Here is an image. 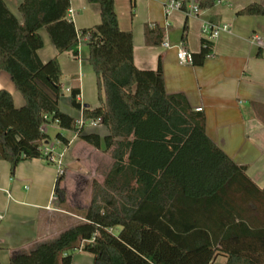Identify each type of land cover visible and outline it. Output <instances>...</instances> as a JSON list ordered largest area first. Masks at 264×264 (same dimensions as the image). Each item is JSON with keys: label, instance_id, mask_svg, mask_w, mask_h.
I'll return each mask as SVG.
<instances>
[{"label": "trees", "instance_id": "obj_1", "mask_svg": "<svg viewBox=\"0 0 264 264\" xmlns=\"http://www.w3.org/2000/svg\"><path fill=\"white\" fill-rule=\"evenodd\" d=\"M216 0H199L209 9ZM98 6L100 22L76 31L67 18L69 0H23L16 18L0 0V72L8 74L24 104L15 107L10 93L0 90V161L10 166L34 159L48 161L42 144L44 125L76 130L75 119L61 112L62 72L57 58L42 62L43 29L58 54L83 59L96 80L100 106L81 107L79 89L69 90L70 106L84 121L101 119L107 134H81V141L108 152L111 167L102 182L93 181L83 219L49 243L9 259V264H72L75 251L93 264H264V188L234 163L205 133V118L193 111L182 94H167L158 62L155 70L133 63L132 34L118 26L114 0H87ZM187 0H183V7ZM238 16H263L252 3ZM185 32L182 42L185 40ZM147 45H159L163 32L144 27ZM201 41L191 64L201 66L212 54ZM264 124V107L255 108ZM55 138L67 141L57 133ZM50 163V162H49ZM56 177L53 196L66 203Z\"/></svg>", "mask_w": 264, "mask_h": 264}, {"label": "crops", "instance_id": "obj_2", "mask_svg": "<svg viewBox=\"0 0 264 264\" xmlns=\"http://www.w3.org/2000/svg\"><path fill=\"white\" fill-rule=\"evenodd\" d=\"M10 12L20 19L18 6L23 0H3ZM166 0H114L118 26L132 34L133 63L139 70H155L158 62L162 70L164 89L167 94H182L190 108L205 118V133L234 163L246 167V174L259 188H264V124L256 118L255 108L264 107V17L238 16V11L255 3L264 7V0H226L209 9H200L198 16H186L183 11H174L165 16ZM67 18L76 31L90 28L100 22L98 6L87 0H69ZM204 23L214 26L226 25L212 41L200 33ZM157 27L163 32L159 45H147L144 27ZM185 32V40L182 37ZM39 35L43 46L38 50L42 62L57 58L61 72L62 94L58 107L61 112L76 120L79 111L70 106L69 90L79 89L77 97L81 107L95 109L100 106L96 80L89 65L84 61L88 48L82 40L79 58L69 53L58 54L46 32ZM257 36L261 46L252 40ZM212 44V54L201 66L182 65L178 62L175 48H164L183 43L191 53H198L201 41ZM0 90L10 93L15 107L24 100L15 89L9 76L0 72ZM196 112V111H195ZM100 131H85L81 134H97L102 140L107 134L104 126ZM46 128L72 133L63 136L67 144L55 139V146L63 144L61 169L79 162L89 145L73 134V130L60 129L56 123ZM91 129V128H90ZM43 143L47 144V141ZM45 148V147H42ZM92 148V147H91ZM103 151V144L100 145ZM54 163L34 159L19 163L10 177L8 163L0 161V264H9V259L28 253L37 245L49 243L63 231L83 222V219L60 206L53 196L57 169ZM62 185V183H60ZM218 257L212 264H224ZM72 264H93L90 255L81 250L72 254Z\"/></svg>", "mask_w": 264, "mask_h": 264}, {"label": "rangeland", "instance_id": "obj_3", "mask_svg": "<svg viewBox=\"0 0 264 264\" xmlns=\"http://www.w3.org/2000/svg\"><path fill=\"white\" fill-rule=\"evenodd\" d=\"M63 93L67 97V94L64 91L62 94ZM84 129L89 132L100 131V127L90 129L86 126ZM46 131V134L49 137L48 143H43L42 147H54V154H61L65 146L63 144L55 146L56 134L60 133L61 135L70 138L72 137V133L64 132L59 129L52 130L49 128H46ZM111 164L112 161L108 152L90 147L87 150H84L79 162H72V164L66 165L62 174V185H60V188L65 194L66 200L63 208L70 210L75 214V208H86L91 197L92 182L97 181L101 183L103 177L110 169ZM54 167L57 169L56 164ZM8 174L10 175V170H8Z\"/></svg>", "mask_w": 264, "mask_h": 264}, {"label": "built area", "instance_id": "obj_4", "mask_svg": "<svg viewBox=\"0 0 264 264\" xmlns=\"http://www.w3.org/2000/svg\"><path fill=\"white\" fill-rule=\"evenodd\" d=\"M226 0H217V3H224ZM183 7V0H166L163 4V10H164V15L168 16L174 11H183L184 14L188 17L190 16H198L200 13V8H199V0H187L185 3V7ZM69 14H71V11H68ZM228 27L226 25L222 26H214L210 23H204L201 27L200 33L204 39L207 41H212L215 38L218 37L219 33L221 31H227ZM252 40L256 43V45L261 46V40L259 37L254 36ZM162 46L164 48L170 49V48H175L176 49V56L178 59V62L182 65H187L191 64V55L190 53L185 49L183 43H179L176 46H170L167 42H162ZM264 56V54H263ZM196 112H200L201 109H196ZM75 125H76V130H73V134L77 136L79 134V131L83 130L86 126L89 128H95L99 125H101V119H91L88 121H84L82 117V112L79 111V114L75 120ZM45 126V125H44ZM42 153L43 155L48 157V161L50 163H54L57 166V176L62 175L63 171L61 169L62 163H61V155L56 156L54 154V147H45L42 148ZM0 216V220H1Z\"/></svg>", "mask_w": 264, "mask_h": 264}]
</instances>
